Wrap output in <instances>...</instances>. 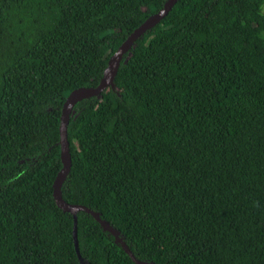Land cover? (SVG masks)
Here are the masks:
<instances>
[{
  "label": "trees",
  "instance_id": "1",
  "mask_svg": "<svg viewBox=\"0 0 264 264\" xmlns=\"http://www.w3.org/2000/svg\"><path fill=\"white\" fill-rule=\"evenodd\" d=\"M168 0H0V264H80L58 117ZM264 0H178L73 108L61 198L153 264H264ZM85 264H135L76 212Z\"/></svg>",
  "mask_w": 264,
  "mask_h": 264
},
{
  "label": "water",
  "instance_id": "2",
  "mask_svg": "<svg viewBox=\"0 0 264 264\" xmlns=\"http://www.w3.org/2000/svg\"><path fill=\"white\" fill-rule=\"evenodd\" d=\"M178 0H168L165 4V6L159 10L156 14L148 17L143 24H141L136 30H134L128 38L125 40V42L118 48V50L111 56V58L108 61L107 68L103 74V77L101 78L99 84L94 88H79L75 91H73L65 100L62 109L59 113L58 117V135H59V142H60V159L62 163V168L57 174L54 183H53V198L58 205L59 208H61L63 211H66L70 214H72L74 219V227H73V239H74V247L75 251L78 257V260L80 264H85L84 261L81 259L79 249H78V243H77V232H76V212L77 211H84L89 213L100 225L101 227L110 232L114 237L117 243H119L124 251L130 256L132 261L135 264H153V263H146L137 260L127 245L119 238L118 232L111 228L106 222L102 221L99 216L90 210L89 208L82 206V205H70L63 201L61 198V186L66 178L70 167H71V158L69 153V142L67 137V126L69 123L70 115L73 111L74 106L81 100L99 96L105 88L110 86L112 84L113 76L116 72V68L122 58V56L131 48L132 44L146 31L153 28L156 24H158L161 20H163L168 13L171 11L172 7L175 5V3Z\"/></svg>",
  "mask_w": 264,
  "mask_h": 264
},
{
  "label": "rangeland",
  "instance_id": "3",
  "mask_svg": "<svg viewBox=\"0 0 264 264\" xmlns=\"http://www.w3.org/2000/svg\"><path fill=\"white\" fill-rule=\"evenodd\" d=\"M263 12H264V8H263Z\"/></svg>",
  "mask_w": 264,
  "mask_h": 264
}]
</instances>
